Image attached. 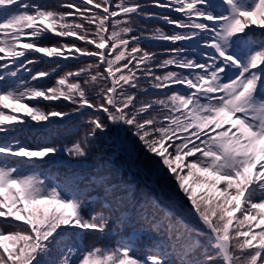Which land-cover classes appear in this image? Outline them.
I'll list each match as a JSON object with an SVG mask.
<instances>
[{"label":"snow or ice","instance_id":"snow-or-ice-1","mask_svg":"<svg viewBox=\"0 0 264 264\" xmlns=\"http://www.w3.org/2000/svg\"><path fill=\"white\" fill-rule=\"evenodd\" d=\"M58 7L0 0V264H264V0H58ZM155 19L171 30L149 28ZM49 34L61 39L43 44ZM153 41L175 46L158 53L145 46ZM198 49L200 60L192 55ZM36 54L55 58L57 68L60 59L86 62L41 88L34 82L51 73L31 74ZM77 114L88 116V127L70 145L33 148L15 135L30 122L51 128ZM105 120L126 126L158 158L154 170L176 182L174 205L202 229L149 205L152 214L142 208L139 216L161 240L143 258L131 240L68 243L105 234L112 216H86L85 201L38 167L61 153L87 158Z\"/></svg>","mask_w":264,"mask_h":264},{"label":"rangeland","instance_id":"rangeland-1","mask_svg":"<svg viewBox=\"0 0 264 264\" xmlns=\"http://www.w3.org/2000/svg\"><path fill=\"white\" fill-rule=\"evenodd\" d=\"M54 2L56 4H58V0H55ZM63 10L64 9L58 7V11H63ZM56 43H57V41H52V43L50 45L56 44ZM0 55H2V53H0ZM40 56H42V55H40ZM35 59H39V57H36ZM42 59H44V58H42ZM82 62H86V58H79V59H71L70 58L67 60L60 59L57 61V63L60 64V67L57 68L56 63H54L53 61L46 62V59H44V61L41 64V69L43 71L50 72L51 74H50V76L45 77V79H43L42 81H37L34 83H38V85L40 87H51L55 83L56 78L64 75L68 71H75L77 68L82 66ZM1 63H3V61ZM32 65H34V64H32ZM53 69H55V71H53ZM51 103L53 106L59 105L61 108H63V105L66 104L67 102H61V101L56 102L55 101V102H51ZM48 104H49V102L45 101V102H42L40 106L46 107ZM64 110H67V109H64ZM88 111L91 112V110H88ZM87 119H88L87 115L81 116V115L77 114V115L71 116L69 118H66L62 122H58V123L62 127L63 126H67L68 128L73 127L72 130H70L71 135H74V137L81 138L82 134L86 131V129L88 127L87 123H86ZM31 123L32 122H30L28 126L29 127L31 126V128H33V129L34 128L40 129L42 131V134H41L42 137H44L45 133H48L50 131L52 132L51 135H56V137L58 139V140H56L57 145H61V144L62 145H70L72 142L75 141V139H77V138L68 139L67 136L63 135V134L58 135V130L55 126H53L51 128H47V127L42 126L43 122H41V123L33 122L32 123L33 126L30 125ZM105 123L108 124V129L105 132H99L98 131L102 135L103 139L101 141L94 140L93 145L90 144V151H89V155L87 158L78 162L74 158L69 157L66 154L61 153L59 155H56L55 157L53 156L55 161H58V159H60L62 161V162L58 161V164L56 166H54L53 168L57 169V167H58L60 170L63 169L62 171H64V172H74L76 174L78 172L77 178H79L80 180H83L82 184H85V181H88L90 177H98V175H100V172L101 173L104 172L101 169H103L104 167H107L110 171V173L108 175H110L111 178L114 179V181L111 182V183H113L112 186H114V187H112V189L114 188L116 191H118L119 189H117V188H120L121 190H123L125 187V189H126V186L124 185V187H123V184H122L124 178L121 177L122 176L121 174L117 173L116 168L111 164L112 159H116V157H118L119 160L120 159H124V160L127 159L128 163L130 165H132L133 168H136V165L134 164V162L141 164L140 167L143 169V171L146 172L148 174V176L152 177L150 179L151 181L154 182V179L158 178V180H160L161 182H166L168 185L172 186L171 190H172L173 194L176 193L177 185H176V182L174 181V179H171L170 176H161L160 174H158L154 170L155 160L158 158H154L152 156V154L147 153L146 150L143 148V146L138 141V139L135 136H130L132 133L127 130L126 126H124V129H123L122 140L124 141V139H126L127 135L129 134V136L127 138L128 139L127 148L129 150H125V147H123L124 143L122 141L120 142L119 146L116 143V139H114V136H115L114 133H116L117 126L112 125L107 120H105ZM36 124L40 125V126H37ZM65 124H67V125H65ZM76 125H78V126H76ZM27 134H31V136H33L35 133L32 131L30 132L28 129H26V131H24L22 135H27ZM93 139L94 138H92L91 141ZM106 146H109L110 148H107ZM125 146H126V144H125ZM117 148H118V150H117ZM114 151L116 152L117 155H115ZM118 151L120 152V154H118ZM128 151H129V154H128ZM122 153H127L128 155H126V156H128V157L124 158ZM99 170H100V172H98ZM107 177H109V176H107ZM148 182L150 184H152V182H150L149 180H148ZM93 193H95V192L92 190L89 192H85L86 196H84V195L80 196V198L85 201V205H86L84 207L83 211L86 214H88L90 209H93L94 212H106L105 211L106 207L104 206V204L102 203V201L100 200L99 197L92 200L93 199L92 198ZM97 194H98V192H97ZM180 195L182 197V194H180ZM117 199H118V197H117ZM182 199H183V203H184V201L188 202L186 200V198L182 197ZM165 200H167V202L170 206H172V205L175 206L174 202L171 198L170 199L165 198ZM117 201H119V199ZM117 201H116L117 205L115 207H116L117 212L120 213V211H123L124 209H126V206H125L126 204H124L123 202L120 204ZM110 202L113 203L112 200H110ZM111 206H112V204H111ZM175 208H179V207L175 206ZM114 215H115V217L112 218V221H110L108 230L116 229V232H117L118 231L117 228L120 229L122 227L123 230L120 229V230H122L121 232L127 233V231L130 229V227L132 225H134L133 223H130V222L128 225V222H127L128 216L124 217V215L122 214V216L118 217V214L116 212ZM177 215H178L177 216L178 219L182 218L180 213H178ZM141 224L142 225L140 227L144 233L153 232L149 228L147 223L141 222ZM91 234H92L91 235L92 241H94V242L96 241V245H99L102 247H106V244H108V246L114 245V242H115V241H113L114 236L103 237L102 239H98L97 233H91ZM115 236H117V235H115ZM143 238H145L144 234H140V235L136 236V240L143 239ZM200 239L203 242V238L201 237ZM137 250L138 249H135L134 253L138 252Z\"/></svg>","mask_w":264,"mask_h":264},{"label":"trees","instance_id":"trees-1","mask_svg":"<svg viewBox=\"0 0 264 264\" xmlns=\"http://www.w3.org/2000/svg\"><path fill=\"white\" fill-rule=\"evenodd\" d=\"M51 7H53L55 10L57 9L58 11V4L53 3L52 5H50ZM151 11V10H150ZM163 15H171V14H163ZM147 26L149 28H155V27H161L163 28L165 31H170L171 27L164 24V22L162 20H151L147 22ZM256 38H259L260 33H256ZM69 40L74 39V38H67ZM60 39H56V41H59ZM146 47L149 48L150 51H154V52H162L163 51V47L161 48L162 45L160 44H156V43H150V44H146ZM160 59H164L165 57L161 56L159 57ZM197 59V58H196ZM199 60V59H197ZM2 61H0L1 63ZM75 66V65H74ZM76 67V66H75ZM175 70V69H173ZM38 71H43L41 69V66L38 68ZM37 71V72H38ZM36 73V72H35ZM31 79V77L29 78ZM57 79V78H56ZM24 80V79H23ZM26 80V79H25ZM35 86L40 87L38 85V83L35 84ZM42 88V87H41ZM67 125V124H65ZM57 130H58V135L59 134H63L66 135L68 139L70 138H77L79 139V137H74V135H71V131L73 127L68 128L67 126H60L59 123H57L56 125H54ZM78 126V125H76ZM123 129H118V127L116 128V133H114V139H116V143L118 144V146L120 145V142L122 141L123 147H125V150H129L127 148V144H128V136L127 138L124 139V141L122 140V136H123ZM119 131V136L117 137V132ZM51 131L46 133L44 135V137H42V141L43 144L48 143V144H53L56 145V140L57 137L56 135H51ZM78 134V133H77ZM130 136H133L132 134ZM75 139V140H77ZM103 139L102 135L97 132L96 137L90 142V144L93 145L94 140H99L101 141ZM131 140V139H130ZM132 141V140H131ZM126 144V146H125ZM107 148H110L109 146H106ZM118 150V148H117ZM115 152V151H114ZM118 154H120V152L118 151ZM129 154V151H128ZM127 153H122L123 157L126 158L128 156ZM115 155L116 152H115ZM113 162V163H112ZM111 164L116 168L117 173L121 174L124 179H123V187L124 185L126 186V189L124 187L123 190H121L120 188L118 191H116L114 188L112 189V184L111 182L114 181V179L111 178L110 175H108L110 173L109 169L107 167H104L103 169H101L102 171H104L103 173L100 172V170L98 172H100V175H98V177H90L88 181H85V184H82L83 180H80L79 178H77V174L74 172H64L62 171L63 169H59L57 167V169L53 168V169H48L47 166H42L39 165L38 167V171L39 173L42 175V178L46 179L49 183H53V184H60L61 186H64L66 188V190H70L73 193H76L80 196L84 195L86 196L85 192H89V191H94L95 193L92 194V200L96 199V194L98 192L100 200L102 201L103 204H105L106 208H105V213L112 216V218L115 217V212L118 214V217L122 216V214L126 215V213L129 210V213L131 214L130 217H127V222L129 225L130 223H134L137 220H142L139 216V212L142 208H148V214L151 215L152 212L154 211L153 208L149 207V205H154L156 206L161 214L163 212H168L170 211L172 213V219L173 220H177L178 219V213H180L181 217L186 221V223L189 224L190 227H194L195 229H202V225L199 224L198 221L188 217L185 215L186 209H182V208H175V207H171L167 200H165V198H169L173 195L172 192V186L168 185L166 182H161L160 180H158V178L154 179V182H152V184H150L148 182L151 181L150 179L152 177L148 176V174L146 172L143 171V169L140 167L141 164L135 163L136 168H133L132 165H130L126 160L124 159H120L118 157H116V159H112ZM137 162V161H136ZM109 176V177H107ZM116 176V175H115ZM120 176V175H119ZM126 178V179H125ZM172 193V194H171ZM117 194V195H116ZM119 199V201H117V197ZM162 196V197H161ZM108 198V202L106 200H104L105 198ZM110 200H112L113 203L110 202ZM117 202H119L120 204L123 202L124 204H126V209H124L123 211H120V213L117 212L116 210V205ZM112 204V206H111ZM184 204L187 205L188 202L184 201ZM169 207L171 209H169ZM127 211V212H126ZM93 209H90L88 214L93 213ZM114 221V220H113ZM121 229V228H120ZM119 228H117V233H115L117 236L112 235L114 231H116V229L113 230H109L107 231L108 234H110L109 236H114V245L112 246H108V244H106V247H114L116 246L119 242L123 241V240H129V238L127 237V235L123 232H121L122 230H120ZM155 233V232H154ZM156 234V233H155ZM92 234H86V240H85V245L83 244V248H87V247H91L96 245V242L92 241ZM100 234L97 233V236H99ZM147 238L151 237L150 235L146 234ZM161 240V238L159 239V241ZM69 244L71 245H78L81 247V245H79V243H77L76 240H72L70 239L68 241ZM159 242L153 241V239H143L141 241V246H146L148 247V249H141L138 250L140 251V253H134V255H136L137 257L143 258L147 253L148 250L151 248V246H153L154 244H158ZM135 249V247H134Z\"/></svg>","mask_w":264,"mask_h":264}]
</instances>
